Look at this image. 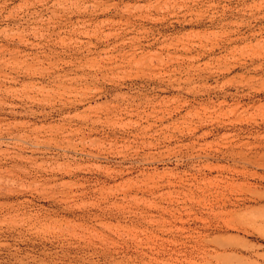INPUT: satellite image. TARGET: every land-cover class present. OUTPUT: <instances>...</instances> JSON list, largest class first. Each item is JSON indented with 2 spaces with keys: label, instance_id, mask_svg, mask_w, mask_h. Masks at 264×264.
<instances>
[{
  "label": "rangeland",
  "instance_id": "rangeland-1",
  "mask_svg": "<svg viewBox=\"0 0 264 264\" xmlns=\"http://www.w3.org/2000/svg\"><path fill=\"white\" fill-rule=\"evenodd\" d=\"M0 264H264V0H0Z\"/></svg>",
  "mask_w": 264,
  "mask_h": 264
},
{
  "label": "bare ground",
  "instance_id": "bare-ground-1",
  "mask_svg": "<svg viewBox=\"0 0 264 264\" xmlns=\"http://www.w3.org/2000/svg\"><path fill=\"white\" fill-rule=\"evenodd\" d=\"M254 222V221H253Z\"/></svg>",
  "mask_w": 264,
  "mask_h": 264
}]
</instances>
